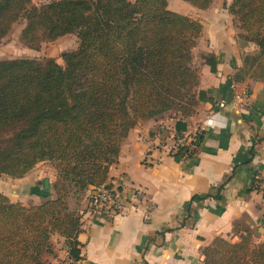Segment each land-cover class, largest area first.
<instances>
[{
    "label": "trees",
    "instance_id": "trees-1",
    "mask_svg": "<svg viewBox=\"0 0 264 264\" xmlns=\"http://www.w3.org/2000/svg\"><path fill=\"white\" fill-rule=\"evenodd\" d=\"M182 1L205 10L212 0ZM28 4L0 0V38L23 15L27 45L73 33L78 46L62 55L64 66L50 57L0 60V175L22 178L43 161L57 169L53 199L26 206L0 193V264H43L54 234L64 239L68 257L79 260L81 204L90 188L108 180L128 132L167 111L190 116L200 102L211 101L198 89L192 64L202 24L170 10L167 0ZM226 8L240 37L257 46L246 59L264 76V0H232ZM202 58L215 72L214 55ZM230 178L193 195L178 227L194 225V203L221 201ZM254 180L250 189L259 191L261 180ZM171 230L156 231L147 244ZM233 236L213 238L201 250L202 264H264V240L256 242L251 229L239 224Z\"/></svg>",
    "mask_w": 264,
    "mask_h": 264
},
{
    "label": "crops",
    "instance_id": "crops-1",
    "mask_svg": "<svg viewBox=\"0 0 264 264\" xmlns=\"http://www.w3.org/2000/svg\"><path fill=\"white\" fill-rule=\"evenodd\" d=\"M231 1L212 0L207 9L200 10L182 0H173L172 5L167 0L170 10L202 24L192 64L199 74L198 89L211 101L200 102L190 116L167 111L139 122L128 132L108 173L109 180L120 175L126 178V208L108 220L86 214L83 200L78 264H202V248L216 236H233L236 223L250 228L256 242L264 240L260 188L264 183V76L256 62L246 59L258 49L240 37L242 30L226 8ZM24 25L21 22L20 29ZM198 47L202 55H214L215 72L202 55L196 62ZM207 118L212 119L209 125L205 124ZM183 131H198L202 136L195 156H169L157 145L167 135ZM248 159L250 162L244 163ZM230 175L222 190L223 199L194 203V225L179 228L192 196L210 192ZM24 177L12 179L21 183ZM255 178L261 180L259 191L250 189ZM12 190L13 201L25 203L27 196ZM162 228L172 230L147 244ZM52 237L60 239L57 234ZM59 257H51L50 263L57 264Z\"/></svg>",
    "mask_w": 264,
    "mask_h": 264
},
{
    "label": "rangeland",
    "instance_id": "rangeland-1",
    "mask_svg": "<svg viewBox=\"0 0 264 264\" xmlns=\"http://www.w3.org/2000/svg\"><path fill=\"white\" fill-rule=\"evenodd\" d=\"M51 0L45 1H36L38 2V6L49 2ZM170 5L173 4V0H169ZM35 6L31 0H29L28 6ZM37 6V7H38ZM183 9V8H180ZM184 11L188 13H194V11L190 10ZM21 22L26 23L24 16L18 17L7 30L6 34L0 38V60L7 59H16V58H28V59H36L42 60L44 58H53L60 66H64V60L62 55L66 52L75 50L78 46V40L75 34H67L60 38H57L54 41L42 40L33 45H27L21 38L20 25ZM20 31V32H19ZM200 48L198 47L195 50V60L196 62L199 59ZM33 173L31 177H27V175ZM57 177V169L54 163L49 161L39 162L29 173L26 174L24 179L20 181L14 180L10 177L0 175V193L12 197L13 201V188L17 191V193H23L27 198L25 199V203H22L26 206L30 205H38L45 201L47 198H55V193L52 189V185L55 182ZM47 179L49 183V188L45 189L43 185V180ZM6 194H5V193ZM71 204H73L74 200H71ZM239 224V223H236ZM243 224V223H242ZM240 225V224H239ZM241 226V225H240ZM244 227V226H242ZM53 248L50 254H45L49 258L44 260L43 264H51L49 259L53 256H59L57 264H69L68 252L64 248V239L60 237V239H56L55 237L51 238ZM233 242L237 241L236 239H232ZM65 249V250H64Z\"/></svg>",
    "mask_w": 264,
    "mask_h": 264
},
{
    "label": "built area",
    "instance_id": "built-area-1",
    "mask_svg": "<svg viewBox=\"0 0 264 264\" xmlns=\"http://www.w3.org/2000/svg\"><path fill=\"white\" fill-rule=\"evenodd\" d=\"M35 6H38L36 1L45 0H31ZM212 123V119L207 118L205 124ZM203 130V127L201 128ZM183 132H173L167 135L163 140H158L157 145L169 156H179L182 159L193 157L197 154L199 149V136L198 131L194 134H185ZM264 190V183L260 186ZM263 199H264V192ZM127 197V184L126 178L123 175L115 179L107 180L104 184L97 187H92L87 191L84 200V207L86 214L89 216H97L103 219H112L113 217L121 214L126 208ZM264 224V216L262 220ZM69 264H78L79 260H74L70 257Z\"/></svg>",
    "mask_w": 264,
    "mask_h": 264
},
{
    "label": "water",
    "instance_id": "water-1",
    "mask_svg": "<svg viewBox=\"0 0 264 264\" xmlns=\"http://www.w3.org/2000/svg\"><path fill=\"white\" fill-rule=\"evenodd\" d=\"M43 185H44V188H45V189H48V188H49L48 180L45 179V180L43 181Z\"/></svg>",
    "mask_w": 264,
    "mask_h": 264
}]
</instances>
